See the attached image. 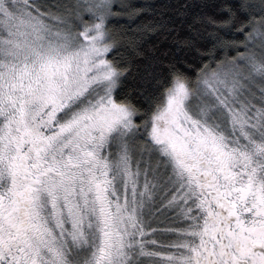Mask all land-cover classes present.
<instances>
[{
    "label": "snow or ice",
    "instance_id": "obj_1",
    "mask_svg": "<svg viewBox=\"0 0 264 264\" xmlns=\"http://www.w3.org/2000/svg\"><path fill=\"white\" fill-rule=\"evenodd\" d=\"M0 264H264V0H0Z\"/></svg>",
    "mask_w": 264,
    "mask_h": 264
}]
</instances>
